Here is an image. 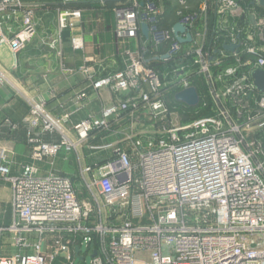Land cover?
Masks as SVG:
<instances>
[{
  "label": "built area",
  "instance_id": "1",
  "mask_svg": "<svg viewBox=\"0 0 264 264\" xmlns=\"http://www.w3.org/2000/svg\"><path fill=\"white\" fill-rule=\"evenodd\" d=\"M113 12L116 37L139 41L129 66L92 83L95 90L110 88L115 103L74 124L78 140L73 142L43 102L26 99L24 124L33 134L30 159L50 163L44 174L26 164L12 175L10 153L0 147V179L11 184V219L0 223V264L57 259L82 264L89 254L90 264H264V162L257 161L264 157V92L253 79L256 71L264 72V0H201L196 12L178 17L177 24L192 37L184 52L172 30L160 25L162 9L155 0L143 5L131 0ZM80 18L79 11H60L59 31L76 29ZM9 20L18 23L17 30L6 28ZM142 24L148 26L147 38ZM35 34L34 13L23 0H0V49L13 56L11 68ZM70 42L74 51L83 49L80 35ZM161 48L165 51L157 53ZM152 62L164 70L151 68ZM195 77L206 91L202 109L212 111L185 121L179 109L167 104V93L188 89ZM4 80L0 72V84ZM128 91L133 95L120 98ZM139 111L161 131L133 136L111 157L80 173L86 189L96 186L112 211L106 222L97 202L79 201L75 181L54 170L53 161L63 152H76L91 134L108 131L127 113L140 118ZM53 132L60 142H41L36 136ZM108 148L111 143L91 146L94 151ZM6 235L15 249L9 254Z\"/></svg>",
  "mask_w": 264,
  "mask_h": 264
},
{
  "label": "crops",
  "instance_id": "2",
  "mask_svg": "<svg viewBox=\"0 0 264 264\" xmlns=\"http://www.w3.org/2000/svg\"><path fill=\"white\" fill-rule=\"evenodd\" d=\"M118 1L120 0H69L66 2L64 0H23L27 8L34 13L36 35L26 49L17 54L14 68H11V63L14 61L11 53L7 49H0V71L6 77L8 85L7 95L0 87V114L2 116L6 110L8 125L11 129L19 124L25 125L24 120L28 115L27 110L23 116V110L17 105V97L23 100L27 109L26 99L43 102L46 110L55 119L62 121L65 135L73 142L78 140V135L72 129L74 124L90 116H99L103 108L115 103L117 97L110 88L95 90L92 83L111 77L122 70L127 63L125 53L135 52L137 49L138 39H118L115 36L112 7ZM64 10H76L81 13V21L76 29L59 31L57 15ZM16 16L17 22L20 23L21 14L18 13ZM18 23L15 24V20H9L5 26L15 31L18 29ZM74 35L82 37L83 50L74 51L71 48L70 40ZM0 86L3 85L0 84ZM82 93L86 95L85 99L78 101L77 97ZM122 96L120 95V98ZM65 115L69 118L65 119ZM4 119L3 115L0 126L4 123ZM121 121L115 119L111 123L110 129L103 134L104 140L113 142L118 132L128 128ZM101 140L97 133L91 134L86 141L78 145L76 152L61 153L53 161L54 169L65 174L56 166L70 163L73 173L80 174L86 167L106 159L104 152L91 149L93 143ZM0 141L8 144L6 149L10 153L12 175L26 164L35 165L43 174L50 169V163H34L30 159L31 147L28 143H17L13 140ZM5 191L8 194L7 201L3 205L10 206L11 192L9 188ZM3 205H0V223L3 222L2 213L5 210ZM9 222L10 220L6 223ZM3 242L6 253L15 251L7 245L10 242L8 235ZM63 262L62 259H57L51 264Z\"/></svg>",
  "mask_w": 264,
  "mask_h": 264
},
{
  "label": "rangeland",
  "instance_id": "3",
  "mask_svg": "<svg viewBox=\"0 0 264 264\" xmlns=\"http://www.w3.org/2000/svg\"><path fill=\"white\" fill-rule=\"evenodd\" d=\"M165 1H166L165 3H167L168 1L171 2L173 0H165ZM130 2H131V0H120L112 8H115L119 4L130 3ZM159 4H160V7H161L162 13H163V7L165 5L164 1L159 2ZM112 12H113V9H112ZM113 15H114V12H113ZM80 21H81V18H80ZM67 30H71V29H67ZM114 33H115V16H114ZM70 44H71V42H70ZM138 44H139V41H138ZM138 44H137V49H138ZM83 47H84V44H83ZM71 48H72V46H71ZM137 49H136V51H137ZM78 51H80V50H78ZM130 53H132V52L131 51H127L125 53V55L127 57V63L124 66V68L127 65L129 66L131 64L130 58H129ZM114 74H116V73H114ZM2 85L3 86H0V87L3 88L5 94L7 95V93H8V90H7L8 89V85H7L6 77H5L4 82H2ZM189 88H194L197 91L198 98H199L197 105H195L194 107H189V106H187V105H185L183 103H179V102H177L175 100L177 103L180 104V105L178 104L176 108L179 109L182 112V114L184 115L185 121H190L191 119H195V118H198L200 116L206 115L208 112L210 113L212 111V110L208 111V110L202 109L201 97L206 95V91H205L200 79L197 78V77L193 78L192 82H191V85H189ZM169 91L167 93V96L172 92L171 95L175 99V96H176L177 92L176 91L175 92H173V91L169 92ZM12 95H14V94L12 93ZM119 95H121V96L123 95L121 98L124 99V98H127L129 96H132L133 93H132V91H128V92L120 93ZM3 97H5V96H3ZM167 99H168V97H167ZM3 102H2V104H3ZM205 102L206 101L204 100V103ZM17 105L20 106V109L23 110V116H24L28 109L26 108V105L24 104L23 100H21L18 97H17ZM138 114H139L138 117H140V118H137L135 116V114H132V113L128 114L127 113V114L123 115L120 119H118V120H122L121 123H123V125H126V127L128 126V128L127 129H123L121 132H118L117 136H115L116 138L113 140V142H109V141L103 139L104 138L103 134L106 131L96 132L98 138L100 137V138H102V140L100 142L93 143L92 144L93 146H98V145H102V144H105V143H111L112 144V148H108V149H105V150L101 151V152H104V158H108L109 156H111V153H112L114 148L122 146V145H125L126 143H128L130 141V139L133 136H140V135H143V134H146V133L148 135H150L152 133H155L156 131H161V128H162L161 125H155V127H152L153 126L152 122L147 120L148 117L145 116V112L139 111ZM3 115L5 116L4 123L8 124V120H7L8 119V115L6 113V110L4 111V114H2V116L0 114V120H2ZM141 115H144V116H141ZM6 116H7V118H6ZM115 123H117V122H115ZM132 125H133V127H131ZM158 126H159V129L158 130H154V128H158ZM96 133H94V134H96ZM157 137H159V134L157 135ZM7 146H8V144L6 142L0 141V147H3V148L6 149ZM102 160H104V159H102ZM257 161H259L260 163H263L264 162V157L258 156L257 157ZM62 165H59V166L55 165V166H56V168L58 170H60L61 172L65 173V174H62V175L71 178L73 182L75 181L74 184L76 185L77 198L79 199V201L87 203L90 206H92L94 202H97L99 204V206L101 207V213L103 214L102 218H104V221H106V222L110 221L109 220V215H110V217L113 215L112 211H110L108 209V207L105 206V204L102 202V200L100 198V194H99L98 188L96 186H92L91 185V186H89L90 191L87 190L86 186L84 185V182L82 181V177H81L82 175L76 174L75 172L73 173V167H71L72 164L69 163L68 165L67 164H62ZM83 178L86 179L85 180L86 182H87V180H89L87 182V184H90L91 177L89 179L88 175L85 174V175H83ZM8 188H9V191L11 192L10 182L6 178L0 179V202H1L0 205H3V203H5L7 201V194L8 193L6 194L7 191H5V189L8 190ZM3 208L5 210L2 213V217H3L2 218L3 219L2 223L7 224L6 222H8L11 219L10 206L6 205ZM95 208H97V206H94V208H93L94 211H95ZM116 220H118V217H116ZM116 220L111 218V222H116ZM86 250H87L86 245H83L82 248H81V252H82L83 255L86 254ZM90 261H91V254L87 255L86 258H85V261H83V262L85 264H90ZM83 262H82V264H84Z\"/></svg>",
  "mask_w": 264,
  "mask_h": 264
},
{
  "label": "trees",
  "instance_id": "4",
  "mask_svg": "<svg viewBox=\"0 0 264 264\" xmlns=\"http://www.w3.org/2000/svg\"><path fill=\"white\" fill-rule=\"evenodd\" d=\"M158 4L161 1H164L163 13L160 17V25L164 28L172 30L175 24H177L178 17L181 13L185 12H196L198 9V5L200 4L201 0H173L171 2H167L165 0H155ZM160 5V4H159ZM188 44H182V51L187 49ZM165 51V48H161L157 51V53L161 54ZM152 49L150 48L148 56L152 55ZM179 62V59L176 60ZM151 68L156 69L158 72H162L164 67L159 65L158 63H150L149 65ZM174 92V91H173ZM172 93V92H171ZM171 93L167 96V104L170 107H177L179 103L175 101L172 97ZM180 105V104H179ZM182 106V105H181ZM185 107V106H184ZM187 108V107H186ZM33 135L31 130L27 128V126L23 124L17 125V127L11 129L8 124L3 123L0 126V140H13L17 143H28L30 136ZM37 138L41 142L46 143H58L60 142V136L53 132V133H40L36 135Z\"/></svg>",
  "mask_w": 264,
  "mask_h": 264
},
{
  "label": "water",
  "instance_id": "5",
  "mask_svg": "<svg viewBox=\"0 0 264 264\" xmlns=\"http://www.w3.org/2000/svg\"><path fill=\"white\" fill-rule=\"evenodd\" d=\"M144 0H141V5H143ZM142 34L145 38L148 37V26L146 24H142ZM172 32L176 40L180 44H188L192 42L191 34L187 32L186 28L180 24H175L172 28ZM184 36V37H183ZM229 49V48H228ZM254 84L258 91L264 92V72L256 71L253 74ZM175 100L179 103H183L189 107H194L198 103V94L194 88H189L186 90L177 93L175 96ZM76 253L79 252V248L75 249Z\"/></svg>",
  "mask_w": 264,
  "mask_h": 264
}]
</instances>
